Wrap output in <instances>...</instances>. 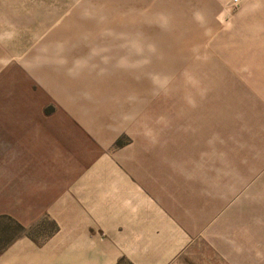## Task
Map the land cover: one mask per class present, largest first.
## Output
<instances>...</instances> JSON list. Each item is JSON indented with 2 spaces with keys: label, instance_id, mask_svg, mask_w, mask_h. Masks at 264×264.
I'll list each match as a JSON object with an SVG mask.
<instances>
[{
  "label": "rangeland",
  "instance_id": "rangeland-1",
  "mask_svg": "<svg viewBox=\"0 0 264 264\" xmlns=\"http://www.w3.org/2000/svg\"><path fill=\"white\" fill-rule=\"evenodd\" d=\"M13 154L172 198L188 229L173 264H264V0H0L2 264L58 229L12 188L34 165Z\"/></svg>",
  "mask_w": 264,
  "mask_h": 264
},
{
  "label": "crops",
  "instance_id": "crops-1",
  "mask_svg": "<svg viewBox=\"0 0 264 264\" xmlns=\"http://www.w3.org/2000/svg\"><path fill=\"white\" fill-rule=\"evenodd\" d=\"M44 128L43 133L28 134L27 140L49 139ZM54 133L58 141L60 132ZM46 159L11 155L12 162L34 163L18 169L22 174L11 177L12 188L33 195L41 205L35 209L48 211L58 226L49 238L27 234L15 240L11 264H173L188 247L187 223L178 203L167 198L164 204L162 193L144 187L132 172L73 170L68 177L48 170ZM2 260L0 256V264Z\"/></svg>",
  "mask_w": 264,
  "mask_h": 264
}]
</instances>
